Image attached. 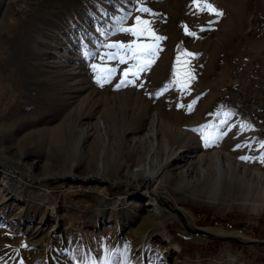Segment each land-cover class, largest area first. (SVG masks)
Returning <instances> with one entry per match:
<instances>
[{
    "label": "rangeland",
    "instance_id": "rangeland-1",
    "mask_svg": "<svg viewBox=\"0 0 264 264\" xmlns=\"http://www.w3.org/2000/svg\"><path fill=\"white\" fill-rule=\"evenodd\" d=\"M208 2L223 15L193 0H0V264H102L109 254L111 264H264L259 243L192 230L264 239V0ZM137 15L166 39L134 85L115 90L133 61L101 57L109 43L151 42L118 31ZM93 63L115 67L112 83L97 85ZM192 129L218 143L205 147ZM151 152L150 167L164 165L158 206L183 210L190 228L153 214L152 187L135 173Z\"/></svg>",
    "mask_w": 264,
    "mask_h": 264
},
{
    "label": "snow or ice",
    "instance_id": "snow-or-ice-1",
    "mask_svg": "<svg viewBox=\"0 0 264 264\" xmlns=\"http://www.w3.org/2000/svg\"><path fill=\"white\" fill-rule=\"evenodd\" d=\"M143 3V0H141ZM193 3L196 5L203 4L202 7L198 8L199 12L208 11L210 14H214L216 17H220L223 14L215 9V7L208 2V0H193ZM138 12L141 14H151L150 10L147 7L138 8ZM129 17L124 18V24L127 23ZM124 24L118 29L121 33L125 35H130L135 40H139L141 37H144L147 40H150L149 43H136L135 41L131 44L124 43H109L106 45V48L109 51L105 54V56L101 57L105 63L109 61H118L120 64H127L129 60L133 61L129 65V67L123 71V79L119 81L115 85V90H120L121 88L128 87L129 85H134L136 79H139V74L141 72L146 71L149 66L156 59V54L161 50L158 47L156 42L162 41L166 39L163 36L156 35L155 29L152 27V22L147 19H142L141 15H137L134 19L133 26L125 27ZM203 30V29H201ZM186 35L192 36L194 33L186 30ZM185 56L194 57L196 54L191 52H185ZM177 62H180V57H177ZM184 63H188V61H184ZM91 69L94 73V79L97 85L101 88L105 86V84L112 83L115 78V67L102 68L98 70V67L95 63L91 65ZM129 75H131L132 79H128ZM178 75L177 71L174 70L173 76L176 77ZM184 79L177 80L176 83L182 84L183 88L179 89L181 91H186L188 88L189 81L192 79L191 72L184 73ZM167 88L164 89L166 91ZM163 94V91L156 93V96L159 97ZM195 103V101L193 102ZM181 107H183L181 105ZM192 105H189L188 108L191 110ZM210 127L209 125L203 126L204 129ZM194 132H199L201 135L202 142L205 147H209L215 143H218V137H214L211 135H205L203 129H192ZM239 147V146H238ZM251 147V145H248ZM264 148V144L261 145ZM239 159L243 161H248V157H239ZM262 163H264V156L260 157ZM102 264H111V254L104 257Z\"/></svg>",
    "mask_w": 264,
    "mask_h": 264
},
{
    "label": "bare ground",
    "instance_id": "bare-ground-1",
    "mask_svg": "<svg viewBox=\"0 0 264 264\" xmlns=\"http://www.w3.org/2000/svg\"><path fill=\"white\" fill-rule=\"evenodd\" d=\"M157 122H158L157 117H154V119H153V121L151 123V125H152L151 131L148 134L149 138H150V136L153 137L154 139H156L158 137V131H159L158 127L159 126L157 127V125H158ZM152 154H153V152H151V154H149V156H148V158L146 160V163L144 165L139 166V167H137L135 169V173H136L137 177L141 179V181H143L145 184L148 183L149 187H152V188H149V191L146 192L145 196H146V198L150 199L151 203L153 202L152 206L155 208V211H154L153 214L155 216H157V218H159V221H160L161 225H163V223L165 222L167 217L176 218V216L179 217L181 220H183L182 222L185 223L186 219H188V217L187 216L184 217L183 210H182V212H183L182 213L178 208H174V209L171 208L172 214H169L168 216H166L165 213H164V210H162L157 204V201L159 202V205H160V201H165V200H161V196H159V193L157 191V185H158L157 177L161 173L162 168H163L164 165H159L158 167L157 166L156 167H150V165L152 164L151 163ZM177 155H178V153L174 154V155H171L167 159L165 165H167V164H169V162H172L173 160H175L177 158ZM220 173H221V175L223 177L226 176L225 171H222ZM23 178H25V177H23ZM25 180H27V178H25ZM30 181H31V184H34V185L39 184V183L42 182V181H39V180L35 181V180H32V179ZM219 183H220V180H219V178L217 176L207 180V184H209V185H212V184H217L218 185ZM185 226L190 228L188 226L187 222L185 223ZM232 229H234V228H232ZM192 230L196 234L202 235V236H198V237L199 238H203V239H205L206 237H209V239L216 240V241L238 240L237 238L231 237V235L233 233H230V234L229 233H225V232L217 233L214 230L209 229V228H199V229H192ZM235 230H236V232H238V234L236 233L238 236H240V235L242 236L243 234H245V230L244 229H236L235 228ZM248 241H255V240L248 239ZM248 241H244L243 240L241 242L246 244V245H248V246H251L253 244L261 242L260 240L257 241V242H254V243H250ZM227 256H229V255H227Z\"/></svg>",
    "mask_w": 264,
    "mask_h": 264
},
{
    "label": "built area",
    "instance_id": "built-area-1",
    "mask_svg": "<svg viewBox=\"0 0 264 264\" xmlns=\"http://www.w3.org/2000/svg\"><path fill=\"white\" fill-rule=\"evenodd\" d=\"M224 226H228V227L236 228V229H237V227H236L233 223H230V222H226V223H224ZM240 229H243V228H240ZM251 229H252V228H251ZM262 232H264V224H263V227H262ZM251 235L253 236V232H252V231H251ZM259 240H260L261 242L264 241V239H263V233H262V236L259 237ZM259 240H257V241H259Z\"/></svg>",
    "mask_w": 264,
    "mask_h": 264
},
{
    "label": "water",
    "instance_id": "water-1",
    "mask_svg": "<svg viewBox=\"0 0 264 264\" xmlns=\"http://www.w3.org/2000/svg\"><path fill=\"white\" fill-rule=\"evenodd\" d=\"M170 208V207H169ZM236 242H241V241H239V240H235ZM244 244V243H243ZM259 244H261L262 246H263V248H264V242H259Z\"/></svg>",
    "mask_w": 264,
    "mask_h": 264
}]
</instances>
